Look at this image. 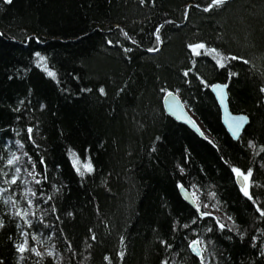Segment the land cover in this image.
Segmentation results:
<instances>
[{
	"label": "trees",
	"instance_id": "obj_1",
	"mask_svg": "<svg viewBox=\"0 0 264 264\" xmlns=\"http://www.w3.org/2000/svg\"><path fill=\"white\" fill-rule=\"evenodd\" d=\"M207 2L12 0L5 4L0 0V155L10 148L15 151L18 139L34 160L37 151L44 155L49 177L44 191L55 196L50 203L59 209L46 217L52 225L46 236L52 239L45 240V245L54 251L51 259L56 264H109L105 255L111 264H160L161 260L194 264L187 248L191 239L203 241L205 264H264L250 241L256 235L258 245L264 242V222L256 219L230 172L232 166L252 167L255 183L250 192L264 204V153L247 145L248 140L260 148L264 145V94L258 91L264 86V0H230L205 13L202 8ZM197 3L201 8L189 7ZM158 23L163 25V47L151 54L146 49L159 47L152 37ZM107 39L113 44H107ZM117 40L132 52L124 53ZM195 42L207 44L199 56L187 48ZM211 48L249 63L225 59V67H217L215 60L221 57ZM37 51L46 57L39 64ZM189 68V76L184 77ZM232 72L238 75L230 76ZM217 82L227 83L232 112L250 119L239 141L221 124L210 92V85ZM101 86L106 95L99 94ZM162 88L179 94L202 124L207 140L166 113ZM28 125L34 127V134L39 132L34 135L39 149L22 139ZM21 160L26 164L27 157ZM89 164L94 169L91 173L86 171ZM178 165L184 168L183 174ZM37 171H41L39 164ZM22 179V187L39 189L29 185L31 177L26 172ZM177 182L197 194L201 210L211 213L210 217H197L192 223L195 208L183 200ZM53 183L59 192L51 187ZM209 192H215L216 198H210ZM3 199L0 196L4 219L0 262L36 264L39 258L25 260L14 250L17 221L6 215ZM226 214L245 233L243 240L235 229L214 227L212 217L232 224ZM208 227L214 230L208 232ZM161 239L173 247L165 250ZM40 247L37 244L43 252ZM118 251L124 253L122 258L116 256ZM49 259L45 256L41 264Z\"/></svg>",
	"mask_w": 264,
	"mask_h": 264
},
{
	"label": "snow or ice",
	"instance_id": "obj_2",
	"mask_svg": "<svg viewBox=\"0 0 264 264\" xmlns=\"http://www.w3.org/2000/svg\"><path fill=\"white\" fill-rule=\"evenodd\" d=\"M3 3L5 4H11L12 0H3ZM139 3L141 5L146 3V0H139ZM226 3V0H208L207 4L203 6L202 11L205 13L211 12L212 10L216 8H221ZM189 7H195V8H201V5L199 3L195 5H190ZM166 23H173L172 21H166ZM163 25L156 28L153 33L152 37L154 38L155 45L162 44V39L160 35V28H162ZM120 33L126 38L130 39L128 36V33L124 31V29L117 26ZM2 35V33H0ZM106 43L111 45L113 44V41L111 39H107ZM117 45H120L124 53H130L132 52V48L130 47H124L122 44H120V41L117 40L115 42ZM131 43L133 45L137 44L136 40H131ZM207 47V44L205 42H195V43H189L187 45V48L190 50L191 53L199 56L201 52ZM160 49L156 46L150 47L146 49L148 52H157ZM210 51L212 53H216L218 56L221 57L220 60H215V66L224 68L225 64L222 63V60L225 59H231V60H241L243 63L247 64L249 63L248 60L244 59L241 56L236 55H224L222 53H219L216 48H211ZM35 57H37V63L44 62L46 60V57L44 55H41L39 51L34 53ZM45 71L48 73L49 77L55 78V73L53 71H48L47 68H45ZM191 72V69H186L183 72L184 77H188L189 73ZM238 73L232 72L230 73V76H237ZM197 79H200L197 77ZM188 82L187 80L185 81ZM200 83L207 84V82L203 79H200ZM210 87L216 92L217 97L219 98L220 104L223 105L225 102L224 98V89L227 87L226 84L223 83H213L210 85ZM83 91H91V89H83ZM120 91H123L121 89ZM162 92H165L168 97H170L173 100V105L169 106V110L172 112L173 115H177V118L184 117V112L181 110V104L176 99V97L168 91L167 88H162ZM258 91L261 94H264V86H260ZM98 92L101 96L106 95L105 89L103 86L99 87ZM167 103V101H165ZM40 108L43 109L44 105L41 104ZM14 111H19V108L14 109ZM189 124H191V127L200 134L201 137L204 139H208L206 136H204V133L201 131V129L196 125L194 121H192L190 118L184 117ZM17 120H20L21 117L17 116ZM247 116L241 114V115H231L228 113L227 109H225V118L224 123L228 127V131L231 133V136L233 138H239V133L243 125L247 122ZM16 135L19 136L20 132L17 131ZM34 135H39L38 130L34 134V127L32 125H28L25 130V136L22 138L26 140L31 147H34L36 149H39L40 145L39 143L34 139ZM159 139V137H157ZM209 143H213L212 141H209ZM15 145V151H13L11 148L8 150L7 153L0 155V196H3V203L7 207L8 211L6 212L7 216H11L16 219V227L18 229V240L17 242L13 243L14 250L21 255V257L25 260H27L29 257L34 256L39 258L37 260L36 264H41L44 257H49L48 264H56L55 260L51 259L55 256L54 251L49 250L48 247L45 246V240H51V235L46 236L47 230L52 228V225L48 224L46 221V217L48 215V212L50 211L52 214H57L59 209L57 208L56 204L50 203L55 196L48 195L46 196V193L44 191V185H47L49 181V177L47 174V163L45 160L44 155L40 154L39 151L35 153L37 156V159L34 160L33 156L29 154L28 151H25V145L22 143V140L18 139L14 141ZM248 147H254V141L248 140L247 141ZM7 147V144H5ZM213 146H215L213 144ZM260 152L264 153V145L261 146ZM17 153H20L18 155ZM21 156L27 157L26 164L22 162ZM185 159V163H186ZM37 164L40 165L41 171H37ZM59 167V166H57ZM179 168V172L181 174L184 173V168L177 166ZM75 168V165H74ZM77 173H79L81 176L84 175L83 172L80 171L79 168H75ZM86 171L91 173L94 171L91 164L87 165ZM253 168L248 167L246 170L242 169L238 166H232L230 168V172L233 176L234 183L238 186L239 193L242 194L243 197L246 198L248 202H250L249 207L251 208L254 213L257 214L256 219H259L261 222H264V204L258 202V197H254V195L250 192V188L253 187L255 181L253 179ZM27 173L28 177H31V180L29 181L30 184H35L37 186H40L39 189L33 188L31 186H23L24 180L22 179V173ZM51 187L56 191L59 192L60 189L57 187V184L53 183ZM176 187L178 190H180L182 193H186V189L183 183L177 182ZM195 187V186H193ZM17 189H19V192H17ZM39 193V194H38ZM207 195L215 199L216 193L215 192H209ZM19 197V198H18ZM185 199H187V196L185 195ZM220 202L217 201L216 204H213L212 206L215 208L217 207V204ZM42 205H47L48 208L45 209L42 207ZM204 208L208 207V204L203 205ZM37 210L39 211L40 215H37ZM73 215L72 212H67V216L71 217ZM211 213L208 211H202L201 205L196 204L195 205V211L192 217V223H196L197 217L200 219H204L207 217H210ZM57 219H59V216H56ZM226 218L229 221H232L231 225H226L219 217H212L214 220V227L216 229H219L220 231H223L226 227L228 228L229 232H232L234 229L236 230L237 235L241 238V240L244 239L245 233L243 231H240L236 227V222L231 215L226 214ZM26 226L22 227L21 223ZM4 226V219L0 217V228ZM183 228L187 229L189 225L187 223H184L182 225ZM177 230V226L174 223L172 226V231L175 232ZM208 232H212L214 230L213 227H208L206 229ZM62 231V230H61ZM256 231H261L260 229H256ZM89 232L91 233L92 230L89 229ZM261 235L264 236V232H261ZM40 237L38 240L37 237ZM231 238V237H229ZM11 239V237H10ZM91 239L94 241L96 239L95 235L93 234L91 236ZM124 237H120V242L123 243ZM251 241V247L254 249L258 248V255L262 258H264V242L259 243L258 245V237L256 235H252L250 237ZM210 242V241H209ZM37 244H39L41 247H44V251H40L37 248ZM160 244L164 246L165 250L171 249L173 245L166 240L161 239ZM203 244V241L199 239H191L187 243V248L191 250V253L193 254V261L194 264H205V257L203 256L204 249L200 246ZM71 248V245L68 246ZM25 254H28L25 256ZM117 257L122 258L124 256L123 252H117ZM105 261H108L109 264H111V258L107 255L104 257ZM2 264V262H0ZM160 264H168L166 260H161Z\"/></svg>",
	"mask_w": 264,
	"mask_h": 264
},
{
	"label": "water",
	"instance_id": "obj_3",
	"mask_svg": "<svg viewBox=\"0 0 264 264\" xmlns=\"http://www.w3.org/2000/svg\"><path fill=\"white\" fill-rule=\"evenodd\" d=\"M227 85V84H226ZM175 97L176 99L180 102L181 104V110L184 112V117H187V118H190L192 121L193 119L191 118V116L187 113V111L185 110V107L182 103V99L180 98V96L178 94H176L175 92L173 91H170ZM211 92L213 94L216 95V92L211 88ZM217 96V95H216ZM218 98V97H217ZM224 98H225V102L223 105H221V108L223 109V124L224 126L226 127V130L228 131V127L227 125L224 123V118H225V109H227L228 113L231 114V115H241V114H233L230 109H229V96H228V85L227 87L224 89ZM219 100V98H218ZM167 101V103L165 102ZM163 104H164V107H165V111L168 115H170L171 117H173L177 122H179L180 124H183L185 126H187L188 128H190L192 131H194L197 135L200 136L199 133H197L192 127H191V124H189L187 122V120L184 118V117H181V118H177V115H173L172 112L169 110V106L170 105H173V100L167 96V94L164 95V98H163ZM245 115V114H244ZM248 118V117H247ZM249 124V118L247 119V122L243 125V127L241 128L240 130V133H239V138L241 137L242 133L244 132L245 128L247 127V125ZM197 125V124H196ZM198 126V125H197ZM199 127V126H198ZM200 128V127H199ZM201 129V128H200ZM202 131V130H201ZM229 135L231 136V133L228 131ZM201 137V136H200ZM232 137V136H231ZM203 138V137H202ZM233 138V137H232ZM239 138H233L234 140H239ZM180 195L181 197L183 198V200L188 203L191 207L195 208V205L197 204L196 201H195V198L192 194V192H190L189 190L186 189V193H182L180 190ZM185 195L187 196V199H185ZM201 246V245H200ZM191 251V250H190Z\"/></svg>",
	"mask_w": 264,
	"mask_h": 264
},
{
	"label": "bare ground",
	"instance_id": "obj_4",
	"mask_svg": "<svg viewBox=\"0 0 264 264\" xmlns=\"http://www.w3.org/2000/svg\"><path fill=\"white\" fill-rule=\"evenodd\" d=\"M226 1H230V0H226ZM149 53H154V52H149ZM217 83H223V84H227V83H224V82H217ZM210 92H211V87H210ZM212 93V92H211ZM177 94V93H176ZM179 95V94H178ZM212 95H213V98L215 99V101H216V103H217V106H218V109H219V113H220V121H221V124H222V126L224 127V129L226 130V127L224 126V124H223V121H222V119H223V114H224V112H223V109L221 108V104H220V101L218 100V98H217V96L215 95V94H213L212 93ZM229 96V95H228ZM229 101V100H228ZM182 103H183V105H184V107H185V110L187 111V113L191 116V118L193 119V121L201 128V130H202V132L204 133V130L202 129V124L199 122V120L196 118V117H194V115L191 113V111L188 109V107L185 105V103H184V101L182 100ZM164 105V104H163ZM228 105H229V109H230V111L232 112V110H231V108H230V103H228ZM165 108V107H164ZM233 114H243V113H234V112H232ZM244 115V114H243ZM245 116H247V115H245ZM248 117V116H247ZM249 118V117H248ZM250 120V119H249ZM187 127V126H186ZM190 129V128H189ZM191 130V129H190ZM227 131V130H226ZM194 132V131H193ZM195 133V132H194ZM227 133H228V131H227ZM196 134V133H195ZM243 134V133H242ZM228 135H229V133H228ZM199 136V135H198ZM204 136H206L205 135V133H204ZM230 136V135H229ZM242 136V135H241ZM200 137V136H199ZM231 137V136H230ZM202 138V137H201ZM232 138V137H231ZM241 138V137H240ZM239 138V139H240ZM204 139V138H203ZM233 139V138H232ZM234 140V139H233ZM234 141H236V140H234ZM237 141H239V140H237ZM254 147H249L250 149H251V151L252 150H255L256 148L258 149V150H260V147L258 146V145H256L255 143H254ZM256 155H257V153H256ZM259 161H261V160H259ZM259 164V163H258ZM249 166H253V165H249ZM185 186V185H184ZM185 189H187V190H189L190 192H192L190 189H188L186 186H185ZM193 193V192H192Z\"/></svg>",
	"mask_w": 264,
	"mask_h": 264
},
{
	"label": "rangeland",
	"instance_id": "obj_5",
	"mask_svg": "<svg viewBox=\"0 0 264 264\" xmlns=\"http://www.w3.org/2000/svg\"><path fill=\"white\" fill-rule=\"evenodd\" d=\"M235 7H238L237 4H236ZM235 9H237V8H233V11H234ZM186 10H187V9H186ZM157 25H158V27H160V26L162 25V23H158ZM115 26L117 27V26H119V25H115ZM119 27H120V26H119ZM158 27H156V28H158ZM57 38L60 39L59 37H57ZM57 38H55V39H57ZM161 39H162V38H161ZM61 40H63V39H61ZM72 40H74V39H72ZM162 47H163V41H162V44H160L158 48L161 50ZM160 50H159V51H160ZM159 51H157V52H159ZM169 51H170V49H168L167 52H165V54H168ZM154 53H156V52H154ZM192 194H193V196L195 197V201H196V203L198 204V201H200V199L197 197V194H196L195 192L192 193ZM197 199H198V200H197ZM45 246H46V245H45ZM40 248H41V247H40ZM43 248H44V247H43Z\"/></svg>",
	"mask_w": 264,
	"mask_h": 264
}]
</instances>
